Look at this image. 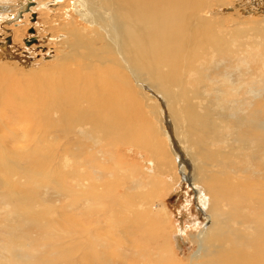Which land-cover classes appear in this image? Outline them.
Masks as SVG:
<instances>
[{
  "label": "bare ground",
  "instance_id": "6f19581e",
  "mask_svg": "<svg viewBox=\"0 0 264 264\" xmlns=\"http://www.w3.org/2000/svg\"><path fill=\"white\" fill-rule=\"evenodd\" d=\"M228 3L76 0L74 13L88 29L75 27V15H65V24L57 22L59 54L51 64L25 74L24 83L14 85L2 78L9 71L0 66V105L5 104V117L0 119V199L22 210L17 221L5 222L10 231L38 229L51 235V228L58 227V232H68L60 227L61 221L26 210L38 202L28 200L29 194L21 186L45 189L55 198L64 195L72 209L82 207L89 217L83 215L85 227L90 230L112 210L111 204L102 202L116 200L119 209L114 225L120 240L115 242L134 251L131 259L120 253L124 264H183L173 256V249L183 252L180 243L186 229L166 228L170 220L155 205L157 197L165 193L161 184L171 176L175 185L188 182L199 187L203 212L210 221L209 228L197 229L189 241L191 249H197L189 263H249L247 247L238 242L249 232L238 214L255 213L247 204L251 196L263 204L264 198L251 192L236 173L209 174L208 170L228 161V156L208 146L216 126L207 110L196 109L201 98L193 89H206L209 71L215 66L225 68L236 59L242 48H231L235 37L264 39L263 18L248 25L232 18L236 23L232 30L225 29L227 22L220 16L211 20L210 10ZM6 5L0 0V13L9 11L11 6ZM217 24H222V36L216 33ZM248 44L255 45V40ZM116 155L117 163L113 161ZM250 178L247 180L254 182ZM221 188L228 190L220 192ZM219 196L226 197L233 210L226 212L229 205ZM70 220L72 230L80 231L81 221ZM230 225L238 228H228ZM133 228L132 241L129 230ZM77 231H69L70 244L62 240L65 234H58L66 248L61 251L58 245L49 254L45 252L48 242L38 235L41 261H47L48 255H60L66 264H93L84 255L91 239L89 235L79 238ZM157 244L159 251H155Z\"/></svg>",
  "mask_w": 264,
  "mask_h": 264
},
{
  "label": "rangeland",
  "instance_id": "374dc122",
  "mask_svg": "<svg viewBox=\"0 0 264 264\" xmlns=\"http://www.w3.org/2000/svg\"><path fill=\"white\" fill-rule=\"evenodd\" d=\"M6 1L10 3H6ZM26 1L5 0V5L8 4L6 6H11V8L3 14L0 13V66L9 71L7 75L6 72L3 73L2 78L13 85L15 83L23 84L24 78L22 76L48 66L53 62V58L59 54L57 49L61 38L59 39L57 36L55 25L57 22L65 24L63 20L65 15L72 17L75 15L73 24L76 28L88 29V25L80 21L76 13H74L76 0ZM228 1V5L215 7L210 10L212 14L211 20L215 19L216 16H220L222 21L227 22L226 30H232L231 27L236 26L233 19H242L247 22V25L252 21L264 19V0H256L254 2L248 0ZM20 3L24 5L22 8ZM28 3L32 5L28 10H23ZM21 11L22 13L18 16ZM221 25L217 24L215 27L219 36H222ZM247 25L241 24V27L246 28ZM247 38L237 36L231 43L233 50H238L239 47L242 48L239 52L240 54L238 53L235 56L237 60L228 61L231 64L225 68L215 66V69H211L208 73L209 76L208 74L206 75V89L199 88L197 90L195 87L193 89L198 91L201 98L200 101L195 103L196 109L207 110L212 116L211 121L216 126L214 134L208 138V146L220 155L228 156V161H225L220 166H214L212 170H208L209 174L222 177L225 173L233 175L236 173L251 187V192L264 198V129H258V127L264 128V48H262V46L264 47V39L252 35H248ZM227 39L231 41L230 37ZM254 40L255 45L248 44ZM62 53L65 54L67 52L62 50ZM232 54L234 53L228 55ZM212 60L214 61V58ZM235 61L237 62L235 63ZM211 63L214 64L215 62ZM194 85L199 86L197 84ZM4 114L5 104H1V120L5 117ZM129 149L133 153V148L129 147ZM115 159L113 160L115 163L119 162L117 155ZM249 175L254 182L247 180ZM155 176L158 177V175ZM156 180L161 181L159 178H156ZM161 185L165 193L157 197L156 210L162 209L166 215V220H170L167 223L168 225L166 224V228L186 229V235L183 237L182 243H180L183 252L173 249V252H175L173 256L177 257L178 261L183 264H190L188 260L197 249L196 247L191 249L192 246L190 247L189 241L196 235L197 229L201 230V228L207 229L210 227L209 218L203 212L204 203L201 190L198 189L197 185L188 182L175 185L171 176ZM135 186L134 183L132 187ZM21 188V191L28 192V200L38 202L36 205L26 206V210L36 215L42 212L47 214V217L52 221H55V219L58 220V223L61 221L63 227L61 225L60 227L68 232L62 231L60 233L58 232V227L51 228V235L42 234V230L38 229V231L27 228L10 231L6 227L5 222L7 219L17 221L18 219L16 218L22 212L21 206L6 205L0 199V264H66V258H62L60 255H48L47 261L42 262V259L39 258L42 255V248L38 245L37 238L40 235V239L48 242V244L44 243L48 248L45 250L46 254H49L58 245L59 250L64 251L66 245L60 244L59 240L61 238L58 240L57 235L65 234L62 236L64 237L62 240L70 244L71 234L69 231H77L72 230L70 217L81 221L83 225L80 231H77L79 238L81 235L82 237L89 235L91 239L87 244L88 249L84 255L87 258L91 257L93 264H124V261L120 260V253H125L126 256L129 255V259H131L134 251L132 249L128 250L115 242V240H120L119 228L114 225L116 211L119 209L116 200L102 202V205L111 204L112 210L102 220L95 223L93 230H90L89 227H85L86 219L84 218L89 219V217L82 211V207L79 210L72 209L69 206L70 200L64 195H56L57 197L55 198L46 194L45 189L42 191L41 188L31 189L27 186H21ZM83 190H87L85 185ZM226 190L228 188H221L220 192ZM219 198L222 202L229 205L225 209L226 212L233 210V205L226 197L219 196ZM241 201L244 202L246 199L243 198ZM247 204L255 208V213L252 214L250 212L252 216L250 214L247 216L246 214L245 217L242 213H240L242 215L238 214L239 217L245 219V224H243L249 232L248 237L240 238L238 242H243L242 246L244 248L247 247L248 264H264L263 200L251 196ZM83 215L86 216L84 217ZM55 222L57 223V221ZM237 222L240 224L239 220ZM228 228L238 227L230 225ZM83 231L85 234H82ZM98 232H101V237ZM135 232V228L129 230V237L132 241L134 240ZM237 236L240 237V234L237 233ZM135 239L138 241L137 238ZM168 241L171 243L170 239H167V243ZM35 243H37V246ZM89 245H91L90 248ZM158 246L159 244H157L155 251L157 249L159 251L160 247ZM11 250H15L17 253L15 251V253H11ZM167 252L169 251L166 250ZM19 257L22 259L26 257L25 262L21 261ZM210 264L217 263L211 262Z\"/></svg>",
  "mask_w": 264,
  "mask_h": 264
},
{
  "label": "water",
  "instance_id": "95a60500",
  "mask_svg": "<svg viewBox=\"0 0 264 264\" xmlns=\"http://www.w3.org/2000/svg\"><path fill=\"white\" fill-rule=\"evenodd\" d=\"M32 4L31 3H28V4H26L25 5V9L24 10H28L29 9V7L31 6ZM23 11V10H22ZM22 11L19 13V15L18 16H20V14L22 13Z\"/></svg>",
  "mask_w": 264,
  "mask_h": 264
}]
</instances>
